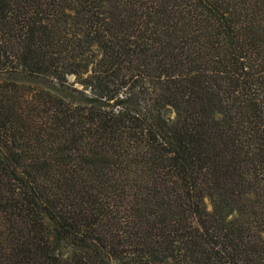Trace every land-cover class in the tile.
I'll return each mask as SVG.
<instances>
[{"label": "trees", "instance_id": "16d2710c", "mask_svg": "<svg viewBox=\"0 0 264 264\" xmlns=\"http://www.w3.org/2000/svg\"><path fill=\"white\" fill-rule=\"evenodd\" d=\"M0 264H264V0H0Z\"/></svg>", "mask_w": 264, "mask_h": 264}]
</instances>
